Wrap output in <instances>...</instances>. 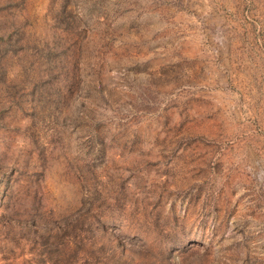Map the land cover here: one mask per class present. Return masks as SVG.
Returning <instances> with one entry per match:
<instances>
[{
  "label": "rangeland",
  "instance_id": "1",
  "mask_svg": "<svg viewBox=\"0 0 264 264\" xmlns=\"http://www.w3.org/2000/svg\"><path fill=\"white\" fill-rule=\"evenodd\" d=\"M0 264H264V0H0Z\"/></svg>",
  "mask_w": 264,
  "mask_h": 264
}]
</instances>
